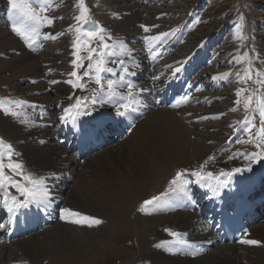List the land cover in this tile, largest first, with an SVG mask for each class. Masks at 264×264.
<instances>
[{
  "label": "bare ground",
  "instance_id": "bare-ground-1",
  "mask_svg": "<svg viewBox=\"0 0 264 264\" xmlns=\"http://www.w3.org/2000/svg\"><path fill=\"white\" fill-rule=\"evenodd\" d=\"M88 1H91L93 7L97 5L95 0ZM247 1L249 3V0ZM187 2L189 1L100 0L99 9L102 8L100 19L107 26L105 35L109 32L121 33L116 36H120L124 41L125 49L136 51L139 48L136 44L140 43V37L142 38L144 33V30L139 29L145 26L144 23L172 27L185 23L187 18H183V15L186 13L198 18L203 6H196L187 12ZM4 4L5 0H0V14L4 10ZM66 4H72L69 11H61V6ZM75 5L76 0H46L43 6L48 10L42 12L41 15L53 18V23L40 29V35L35 37L32 47H29L28 42L20 37L14 38L9 30L4 28V20L0 18V22L3 23L0 25V94L5 96L8 91H11V95L15 98L11 107L18 106L19 101L25 102L18 106L20 116H17L20 119L17 121L12 120L11 122L0 115V133L8 142L7 144H10L12 149L22 156L19 159H23L26 173L31 172L36 176L47 177L55 173V177L50 178L47 183L52 198L62 196L60 197L61 209L69 208L81 213L82 216L97 218L102 223L89 227L87 223L71 222L81 217L68 216L43 233H37L18 241L4 240L3 235L0 234V264L94 263L112 250L109 247L110 237H112L110 234L113 235V230L117 231V228L115 229L117 225L134 233L136 240L140 239L145 244V247L136 254L139 258L141 254L145 255L148 252L152 264H264V242L262 240L264 230L260 228L262 219H258L256 224L250 228L248 235L242 239L256 240L260 242L259 244L231 245L222 242L217 235L207 233V227L203 229V218L195 211L197 207L192 206V210H181L171 214L164 209L154 211L149 208L150 205L144 204L145 200L153 196L157 197L169 189L170 181L177 171L187 170L185 175H190L187 179L198 181L199 178L191 172H212L219 177L221 171L244 170L252 164L251 169L255 170L264 163V158L255 160L246 158V154L260 151L255 146L256 142H249L250 137L239 123L244 120L245 115H252L243 107L249 92L245 91L242 94L241 103L238 106L234 104L237 99V89H255L258 85L260 93L264 94V86L254 83L256 75L246 83L238 82L239 77L236 73L239 72L240 77H244L243 72L248 65L241 66V59H238L240 51L238 49L236 51L231 43L232 40L238 38L237 34L243 37L251 45L248 48V55L256 58L254 50L258 48V54L261 57L259 61L264 65V12L256 16L258 6L264 7V0H251L250 5L245 4L246 7L239 16V20L225 24L221 22L224 27L218 32H214V23L208 28H198L192 38L189 37L184 43L188 42L183 47L181 46L182 48L179 47L172 60L170 53H173L175 48L172 52L166 53V57L158 58L155 64L156 81L166 82L178 73L177 68H183L188 62L189 55L193 58L201 47H206L207 38L214 41L209 46L210 55L205 53L201 56L210 59L207 63L210 66L205 65L198 73V76L204 79V87L200 93L196 92L191 97H187L178 104L176 109H164L153 104V110L135 123L130 131L133 132L131 141L127 137H119L118 147L105 149L103 154L100 152L94 155V158L84 159L85 165L78 164V159L79 157L85 158L86 154L71 152L70 147L64 144L58 132L64 127L76 135H92L94 130L90 127L91 119L82 113L85 109L95 108L100 113L106 110L102 113L103 116L116 117L117 110L113 106V101H116L117 97L109 98L105 95V99L109 102L100 104L98 93L93 94L92 90L87 99L81 101L79 108L74 107L77 101L66 102L58 120L60 130L54 133L49 131L53 122L49 121L48 115L58 109L52 92L57 90L59 95H66L65 86L69 85L67 81L75 79L69 75L74 71L71 58L75 55L71 51L74 49L76 37L81 35L75 31L79 24L73 17L79 15L80 12L79 7ZM37 6L40 7V5L33 4L34 8ZM8 8L5 7L6 10ZM118 16L123 17L121 22L117 21ZM17 21L18 26L26 23L22 18ZM14 22H8V25ZM87 26L92 27V25ZM133 26L134 29L130 30ZM54 27H59V29L54 30ZM229 28H233L237 33L232 40L224 38ZM43 31L56 36V39H47L52 42L48 47L40 39ZM144 34L146 37H152L147 33ZM60 40H62L60 43H55ZM83 40L84 36L81 35V41ZM151 41L156 43L154 40ZM182 41L180 35L176 46L182 44ZM222 43L224 45L220 49L219 46ZM172 48L173 46L170 49ZM42 50H45L44 55L38 57V52L42 54ZM218 57L219 59L215 60ZM177 59L182 60L178 62ZM198 59L195 58L192 61ZM222 59L223 62H227V65L223 66ZM144 63L147 62L144 60ZM151 63V61L148 62V64ZM262 68L261 72L264 73ZM251 71L252 73L257 72L252 68ZM221 74L229 75L227 79H220ZM150 75L152 78L155 76L152 72ZM262 77L260 80H264ZM53 80L59 83H51ZM24 81L28 85L22 87L21 82ZM145 85L147 84L141 82V86ZM73 88L76 89V87ZM117 90H120L118 85ZM26 91L28 95L25 98L22 95H25ZM94 96L97 98L95 104L92 102ZM254 98L252 108L256 107ZM33 99L35 101L32 102ZM193 99L194 101L190 104ZM261 99H264V95ZM3 100L0 98V101L3 102ZM216 100L220 101L219 104L207 109ZM114 105L117 109L119 108L118 104ZM234 107L236 110L232 111ZM39 108L43 115L38 111ZM65 109L68 111L66 112ZM27 110H34V114H30L29 118ZM119 110L123 111L122 108ZM222 118H224L223 121L209 123ZM258 119L259 116H255L256 122ZM85 121L89 123L85 124ZM244 134L248 137L247 139L243 136ZM236 136H239L241 142L235 145ZM193 138L195 141L192 140ZM221 143L222 146H220ZM3 152L4 150L1 153ZM248 160L251 164L247 163ZM70 167L76 176L68 173L71 172ZM5 172L8 173L7 168ZM13 177V179L16 178V176ZM7 191L10 195L16 196L18 200L24 199L11 187ZM0 195L2 196L0 197V216L6 213L14 218L17 215L15 209L17 205H13L10 199L8 204H5L3 190H0ZM9 208H12V211H9ZM171 232L180 235L175 239L170 234ZM4 233L6 234V229ZM184 234L187 235L183 236ZM182 239L189 244L202 246L205 253L183 258L175 249L165 248L168 244L164 243L165 241L177 242ZM1 240L4 243H1ZM7 242H10V245H7ZM157 245L160 246L156 247ZM144 251L147 252L144 254ZM123 252L125 253L124 250ZM130 255L124 264H130ZM141 258L142 256L139 259Z\"/></svg>",
  "mask_w": 264,
  "mask_h": 264
},
{
  "label": "snow or ice",
  "instance_id": "snow-or-ice-1",
  "mask_svg": "<svg viewBox=\"0 0 264 264\" xmlns=\"http://www.w3.org/2000/svg\"><path fill=\"white\" fill-rule=\"evenodd\" d=\"M46 0H8V4L10 5V15H16L21 17L26 23L21 24L18 26L17 24L13 25V31L19 36L21 39L28 42V46L32 47V44L35 42V37L40 35V29L45 25H52L53 18H50L47 15H41L42 12H46L48 9L44 7ZM33 4L40 5L39 9L34 8ZM80 9L79 15H75L73 18L74 20L81 25L80 27L75 28L77 33H81L82 36L87 37L86 41H81V35L76 37V41L74 42V48L76 52V60L73 61V64L79 68L83 66V61L87 59L89 61L87 69L84 71V76H90L93 72L95 74V83L99 86V89H93L94 93H98L99 96V103L104 104L109 102L105 99V95L109 98H115L120 95L117 92V85L120 84L125 80V75H120L119 80L109 79L108 74L116 75V70L112 67H107L108 64H116L118 65L124 74L128 73V68L124 66V60L122 59H112V57L117 56V48H123V43L121 42L119 45L116 42L112 44L107 43V40H111V36L105 37V29L98 25L96 21L92 19L89 14V8L85 4V0H76V5ZM84 25H92L90 28L83 27ZM143 27V26H142ZM148 29L145 28V31ZM62 34V33H61ZM99 34L101 43L95 48H89L88 55L86 57L80 56L79 52L82 48L90 45L92 39ZM59 35V34H58ZM164 36L167 33L162 34ZM45 39H56V36L51 35L50 33H44ZM150 40L159 41L161 39L160 36H152L148 37ZM248 58V53L245 52L242 58L238 59H246ZM251 63L252 59H248V67L244 69L245 76L240 77L239 72L236 73L237 77H239V81L241 83H246L248 80H252V71H251ZM177 72L180 71L179 68L176 69ZM70 76L76 77L77 81L80 80L81 77L78 76L76 71H72L69 73ZM229 74H221L220 79H227ZM256 75L258 77L264 76V73L257 72ZM216 79V77H213ZM68 83H72L73 87L81 86L78 83H74L73 81L69 80ZM51 83H59L58 81H51ZM254 83H258L261 86H264V80H257ZM127 87L132 89L134 86L132 84H128ZM144 91V89H141ZM248 91L249 95L246 97L243 107L246 112H251L252 115H245L243 121L239 122L243 131H245L249 137V142L255 141V146L260 149L258 152L248 153L246 154V158L255 160L258 158H264V99H261V96L264 94L260 93L259 88L255 89H246L240 88L237 89L236 97L237 99L234 101L235 105H239L241 103L240 97L242 94ZM129 96H132V92L129 91ZM255 97V104L256 107L252 108L253 98ZM134 99V98H133ZM93 104L97 103V98L94 96L92 98ZM25 103L24 101H19V104ZM119 103V101H117ZM81 106V101L78 98L76 105L74 107L79 108ZM122 108L124 111H120L119 109ZM0 109H3V105H0ZM5 114H9L7 109H3ZM235 111L236 108L234 107L231 109ZM67 112L68 110L65 109ZM134 111L132 108V102L122 103L119 104V108L117 109V114L119 116H125L126 114ZM95 113V114H93ZM13 116H16V112L10 113ZM82 115L89 116L91 121H96L98 123H102V116L103 114L100 113L97 109H85ZM259 116L258 123L255 120V116ZM89 123V121H85V124ZM253 129H256L253 132ZM241 142V141H237ZM5 142L0 139V146H2ZM43 143V141H42ZM8 160L9 162L6 164L4 162V155L0 153V190H3L5 196V204L7 205L8 200L10 199L13 205H17L19 207H29L30 205H34L37 209L41 211H47L48 208L51 206L53 200L50 195V188L48 186L47 181L55 177V173L51 174V177L47 176H36L31 172H25L24 166L22 162L16 161L13 159L14 156H19L20 153L15 152L12 149V146L8 145ZM8 169V173L5 172V169ZM187 170L177 171L175 177L170 181V189L172 192L176 193L177 195H182L184 197L189 196V188L188 186L192 183H198L199 181L203 180H218V184L213 186L211 190L215 195L219 194L221 188H227L230 185L231 178L235 173H239L241 169H233L232 172H223L219 174L220 176H224V180H219L218 176H215L212 172L201 173L200 171L192 173V175L197 176L199 179L198 181H191L185 179V173ZM11 173V175H9ZM13 176H20L21 180L13 179ZM11 187L19 193L20 196L24 197V199L18 200V198L14 195H10L7 189ZM160 197L153 196L149 200H145V205H151L154 202H159ZM143 210V208L141 209ZM9 211H12V208H9ZM61 212V219H66L68 216L71 217H81V219L73 220V223H87L89 227L93 225H98L102 223L101 220L94 218V217H87L82 216L81 213L75 212L69 208H62L60 209ZM172 236H178L179 233L171 232ZM164 243H170L165 241ZM177 243L181 244L182 246L188 248H196L195 244H189L186 240H179ZM240 243L242 244H249V245H257L260 242L256 240H241ZM160 245H157L159 247Z\"/></svg>",
  "mask_w": 264,
  "mask_h": 264
},
{
  "label": "rangeland",
  "instance_id": "rangeland-1",
  "mask_svg": "<svg viewBox=\"0 0 264 264\" xmlns=\"http://www.w3.org/2000/svg\"><path fill=\"white\" fill-rule=\"evenodd\" d=\"M95 1L97 2V5L95 7H93L91 1H88V0L85 1V4L89 8V14H95V16L97 17V19L100 20L101 22H103L100 19L101 14H102V8L99 9V7H100V0H95ZM179 1H181V2H183V1H189V2H187L188 4L186 5L187 6L186 7V10H188L187 12H189L191 10V8H194L196 6L197 7H202L203 6L202 9H201V11H200V13H199V15H198V18L196 16L195 17L190 16V13L189 14L186 13V14L183 15V18H187V20H185L186 22L183 23L181 26L175 25V26H172V27H161V25L146 24V23H144L145 26L139 29L140 31L141 30H144L145 31V28H147L148 30L145 31V33H147L148 35H152V36H160L161 37L160 40L166 38L164 41L161 42V44L164 45V46H166L168 49H170L173 46V45L170 44L171 41L178 40V37L180 35L181 36L184 35V38L183 39H185V40L182 41V44L177 45L176 48H175V50H174V52L173 53H170L171 60L176 56V53H177L179 47H181V46L183 47L184 44H186L188 41L186 43H184V42L186 40H188L189 37L191 39L192 36H193V34L198 31L197 30L198 28H201V29L208 28V27H210L209 26L210 24L214 23L213 24L214 25L213 27L215 29L214 32H218V31L221 30V28L224 27V24L226 22L228 23V22L236 21L239 18V16L241 15L242 11L245 9L246 5H250L251 4V0H249V3H248L247 0H179ZM190 1H191V3H190ZM207 2H211L210 6H209V4ZM3 6H4V10L2 11V14H0V18L4 20V26H5L4 28L5 29H8L9 32L11 33V35L14 38L17 39L19 36H17L13 32L12 29H13V25L18 23L17 20H19L21 18L18 17V16H16V15H14V14L13 15L8 14L9 13V10L8 9L10 8V5L8 4V0H5V4ZM6 6L9 7L7 10L5 9ZM71 6H72V4H66L65 6H61L60 10L61 11H64V12H67V11H69V9H70ZM205 7H209V8H207L206 11L203 12V8H205ZM257 12L258 13L256 14V16L259 15L261 12H264V7L261 6V5H259L258 8H257ZM122 19H123V17H119V16L117 17V21H119V22H121ZM8 22H14V24L8 25ZM221 22H224V24L221 23ZM1 24H3V23L0 22V25ZM78 27H80V25ZM58 29H59V27H54V30H58ZM133 29H134V26L133 27H130V30H133ZM230 30H232L231 33H230ZM44 33H45L44 31L41 33L40 39L48 47V45L52 44V42L50 40H47V39L44 38ZM164 33H167V35L166 36L162 35ZM106 34L107 35L104 34L105 37L111 36V35H114V36L119 35V34L121 35V33H113V32L112 33L109 32V33H106ZM236 34H237L236 33V30H234L233 28H231V29L229 28V29H227V31H226V33L224 35V38L225 39L226 38H228V39L231 38V40H232V37L234 36L233 38H235V35ZM98 36H99V34H98ZM237 36H238V38H235L236 40H239L241 38L244 39L243 37H240L238 34H237ZM235 39L232 40L231 43L233 44L232 46L235 47V50L236 51L238 49V51L242 52V53L239 52V55H238V57L241 58V57H243V55H244L245 52H247V53L249 52V49L248 48L251 47V45H249V42L246 39L239 40L238 42L235 41ZM86 40H87V38L84 37V40L83 41H86ZM61 41L62 40L57 41L55 43L57 44V43H60ZM99 42H100V40L96 36V37H94L92 39L91 44L90 45H87L83 49L86 50V51H89V48H95V47H97V45L99 44ZM156 42H158V41H156ZM212 42H214V41L211 40L210 38H207L206 47H201L199 49V52L197 53V55L195 57H193V58H190V55H189V58L187 59V61H189L190 59L191 60L192 59H195V58L198 59L202 55H204L205 53H207L208 55H210V53H208V50H209V46H210V44ZM236 43H238V46H237ZM223 45H224V43H222L219 46V48L221 49L223 47ZM40 48H42V47H40ZM181 48H180V50H181ZM219 48H218V50H219ZM44 52H45V50H42V54H40V52H38V57H42L44 55ZM74 52H76V49L75 48L71 51V53L74 54ZM258 53H259V51H258V48H257V49L254 50V56L256 58L251 57V56L248 55V58L241 60V62H240L241 66L242 67H246L248 65V59H252L251 68L257 70V72H259V71L261 72V68L263 67L262 68V70H263L264 69V65H262L260 63L261 57L259 56ZM79 55H81V51L79 52ZM71 59H72V61L76 60V55L75 56H72ZM218 59H219V57L218 58H215V60H218ZM177 60L179 62L182 59H177ZM257 61H259V62H257ZM222 62H223V59H222ZM88 63H89V61L87 59H85L83 61V66L82 67L77 68L75 65L72 67L74 69V71L77 72L78 76L81 77L79 81H77V78L74 77L75 79L73 81L74 83L77 82L78 84H79V82H81V88L79 90H78V86L76 87V89H74L72 87L73 86L72 83H69V85L65 86V89H66L65 94L66 95H63V94L62 95H59L58 92H57V90L55 92H52V97H53L54 101L58 104L57 105L58 106L57 107L58 109H56L52 113H55L56 117H58V120H59V117H60L61 113L63 112L62 109H63V106H64V104L66 102H76L78 98L80 99V101L86 100L87 97L91 94L92 89L95 88L94 86H93V88L92 87H89V85H92V83L90 82V79H89L88 76H84L83 75L84 71L87 69ZM225 65H227V62H223V66H225ZM207 66H210V65L207 64L206 67ZM179 69L181 70V68H179ZM93 74H94V72H93ZM243 75L245 76V73L244 72H243ZM7 76H9V74H7ZM92 78H93L92 80L95 81V74L92 76ZM142 79H145V78L143 77ZM262 79H264V78L262 77ZM21 85H22V87H25L28 84H26V81H24V82H21ZM96 86L98 87L97 84H96ZM256 88H259V86L257 85ZM24 94L25 95H22V94L21 95L26 98L27 95H28V92L26 91V92H24ZM93 94H94V92H93ZM0 98H1V100L2 99H4V100L6 99V101H4V100H3V102L0 101V105H3V109H7L9 111V114H5V111L3 109H0V115L3 118H8L11 122H13L15 120L17 121L18 119H20V117H19L20 116V113H19L20 112V108L18 106L11 107V103L15 100V98H13V96L11 95V91H8V93L5 96H2L0 94ZM31 101L33 102L35 100L33 99ZM219 102H220L219 100H216V102L214 101V103L210 107H208L207 109H211L213 106H217L219 104ZM11 108H13V109H11ZM17 109H19V110H17ZM11 112H16L17 115H19V116H17V115L16 116H13V115L10 114ZM27 112H28L27 114H29L28 115V118H29L30 117V114H32L34 112V110L33 111L27 110ZM218 114H222V113H218ZM32 118H33V115H32ZM53 118H54V116L52 117V119ZM52 119L49 118V121L51 123L53 122L52 123V127H50V130L49 131L52 132V133H54L57 130V126L54 125V119L53 120ZM223 120H224V118H222V119H220L218 121H211L209 123L219 122V121H223ZM20 121H18V122H20ZM126 137L128 138L129 141H131V139L133 137V132L132 133L131 132L128 133L126 135ZM0 139H2L5 142V144H4L5 147H3V145L0 146V153L2 152V150H4L3 155H4V159H6L5 163L7 164L9 162L8 157H7V154H8V151H9L8 150V144H7L8 142L6 141V139L3 138V136H2L1 133H0ZM192 140L195 141V138H193ZM201 141L203 142V140H201ZM118 143H119V141L116 140L114 142V144H112L111 146H108L105 149L116 148V147H118ZM220 146H222V143L220 144ZM234 149H236L238 151L240 150L238 148H234ZM104 150L101 151V153L104 152ZM16 157L18 159H16ZM19 157L22 158V156L19 155V156H14L13 159L14 160L16 159V161H19V162L21 161L22 162L23 159L20 160ZM89 158H94V157H93V155H91ZM84 159L86 160V159H88V157L87 158H83V159H78V164L80 163V165H85V160ZM22 164L25 165L24 162H22ZM71 169H72V167L69 168L70 171H71ZM68 173L71 174L72 171L71 172H68ZM72 174H73V176H76V173L75 172L72 173ZM15 180H18L19 181V180H21V177L20 176H16ZM89 182L91 183V180ZM64 194H67V192H64ZM262 215L264 216V213H262ZM119 226L117 225L115 227V229L117 228L116 229L117 231H115V230L112 231L111 230L112 233L114 232L113 235L110 234V236H112L114 238L110 237V246L109 247L112 250L115 249V251L114 250L113 251L110 250L109 253L106 256H104L105 258L102 257L97 262L90 263V264H124L126 262V260H128V257H129L130 254H131L130 255L131 262H132V260H134L132 263L130 262V264H134V263L135 264H140V263H143V264H152V260L148 256V252L147 251H144V254H145V252H147V254H145V255L141 254V256H142L143 259L142 258L139 259L141 256L138 258L139 255L137 256V254H136V253H138L140 251V249H143L145 247V244L140 239L136 240V237H135L136 235L134 233L127 231L121 225H119ZM260 228L262 230H264V217H263L262 221L260 222ZM122 230H124V231H122ZM126 231H127V233H125ZM143 231H145V229ZM128 232L131 233L132 235L129 234ZM117 237H118V239L120 241L118 239H116ZM262 240L264 242V237L263 236H262ZM113 242L116 245V247H115L114 244H111ZM1 243H4V241L1 240ZM7 245H10V242H7ZM219 247H221V246H219ZM123 250L125 251V253L123 252ZM122 252H123L124 255L122 254ZM44 263L46 264L47 262H44ZM48 264H54V263H48Z\"/></svg>",
  "mask_w": 264,
  "mask_h": 264
}]
</instances>
